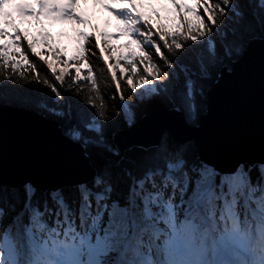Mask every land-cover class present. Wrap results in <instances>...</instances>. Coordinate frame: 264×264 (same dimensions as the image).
<instances>
[{
  "label": "snow or ice",
  "instance_id": "snow-or-ice-1",
  "mask_svg": "<svg viewBox=\"0 0 264 264\" xmlns=\"http://www.w3.org/2000/svg\"><path fill=\"white\" fill-rule=\"evenodd\" d=\"M97 2L115 34L80 0H0V264H264V0H170L176 31L144 0ZM41 17L92 31L48 59L20 27L47 45ZM114 35L143 54L111 63Z\"/></svg>",
  "mask_w": 264,
  "mask_h": 264
},
{
  "label": "rangeland",
  "instance_id": "rangeland-1",
  "mask_svg": "<svg viewBox=\"0 0 264 264\" xmlns=\"http://www.w3.org/2000/svg\"><path fill=\"white\" fill-rule=\"evenodd\" d=\"M149 6H153V0H150ZM147 5L146 0H144V6ZM169 0H161L159 4V9L163 11V13L167 16L170 14V10L168 9ZM113 8H121L125 7V5H112ZM78 11L81 12L87 19L92 21V25L95 26L100 32H113L115 34L116 30L112 28L113 26V13L105 9L103 3L97 2V0H80ZM169 14V15H168ZM18 20V18H17ZM42 21V20H41ZM116 23V21H115ZM45 24V23H44ZM38 28H35V27ZM20 24L22 29L29 28L31 31V35L39 42H43V38L37 35V29L40 28L39 25L36 24ZM44 30L51 33V36L48 39V43L52 45V43H59L63 42V45L67 50L68 53H73L76 49L75 43V30L80 27L83 28L85 31H92L90 27H84L82 25H77L74 23H69L66 20H48L47 27L43 26ZM102 38V37H101ZM117 42H123L127 39V37L122 36H113L111 41L117 40ZM126 52L125 49L120 50V55H124Z\"/></svg>",
  "mask_w": 264,
  "mask_h": 264
},
{
  "label": "trees",
  "instance_id": "trees-1",
  "mask_svg": "<svg viewBox=\"0 0 264 264\" xmlns=\"http://www.w3.org/2000/svg\"><path fill=\"white\" fill-rule=\"evenodd\" d=\"M185 15V14H183ZM188 16L190 19H194L192 13L186 15ZM177 17L179 18L178 22L176 23L179 24L180 23V14L177 15ZM151 19V23L154 27H158L160 25H164L166 26V28L169 30V31H176L177 28H176V25L174 26H169L168 24H165L161 21H163L161 18H158V19H155L153 17H150ZM95 41L94 40H90L87 44L88 47H91L92 44H94ZM38 46V44H37ZM37 46H36V49H37ZM57 48H60L61 49V52H62V55L63 56H66L69 60H71L72 57H74L76 55V52L74 54H68V55H64L63 54V51L60 46H55ZM103 47H105V45H103ZM21 48L22 50H26V44L22 43L21 44ZM127 49V54L128 53H132L133 57L135 56H139V55H142L143 53L141 52V50L136 46V44H130V46H127L125 47ZM37 51H41L42 53H44L46 55V58L48 59H52V60H55V58L50 54V49L48 48V45L46 44H42L40 45V47L37 49ZM93 52L96 53L95 56H89L88 59H86L84 61L85 64H89V61H91V63L89 64V67L90 69L93 71V76L94 78L97 80V88H98V92L96 93L97 95H100L101 92L104 91V86L107 85V88L108 89H111L114 87V82L113 80H110L108 79V77L110 76V71L107 70L106 68V65L102 59V54L98 51V49H95L93 48L92 49ZM66 51H64L65 53ZM25 54L26 56L28 57V60H29V63H33L34 67H37V69H39V64L35 63V61L38 59V58H35L33 57L30 53H28L27 51H25ZM113 59L110 61L111 63H115V58L117 57H121L120 53H119V50L117 48L113 49V52L111 53ZM99 57V59H98ZM124 63L125 61L124 60H121V64H120V67L123 68L124 67ZM62 66V65H60ZM100 69H104V74L101 75L100 73ZM69 71L71 72L72 70L69 69ZM17 73H24L25 72V67H24V63L23 61H21V67L18 68L16 70ZM0 73H5V69L0 67ZM5 74H11V70H9L7 73ZM86 75V72L85 70L82 69V76ZM117 75L120 76V73L117 72ZM121 80H123V77L121 76L120 77ZM20 80H21V84H20V87L22 89H24L25 91H27L29 85H28V81L27 79L24 77V76H21L20 77ZM80 83H82L83 85H86L87 82L86 81H78ZM90 91V90H89ZM125 95H127L129 97V99H131V95L127 92V90L125 89ZM34 98L39 101V102H43V103H46V104H50L51 101L48 99V97L44 96L43 94H36L34 96Z\"/></svg>",
  "mask_w": 264,
  "mask_h": 264
}]
</instances>
